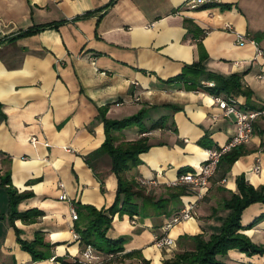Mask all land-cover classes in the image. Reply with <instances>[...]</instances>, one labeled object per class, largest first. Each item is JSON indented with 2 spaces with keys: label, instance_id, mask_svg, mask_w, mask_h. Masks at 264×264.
Masks as SVG:
<instances>
[{
  "label": "crops",
  "instance_id": "0c3cea01",
  "mask_svg": "<svg viewBox=\"0 0 264 264\" xmlns=\"http://www.w3.org/2000/svg\"><path fill=\"white\" fill-rule=\"evenodd\" d=\"M187 1L0 0V264L83 261L88 244L74 238L79 220L88 207L108 211L117 197L112 158L96 154L107 138L106 120L143 113L141 122L113 135L115 145L148 141L149 150L125 177L145 182L144 194L160 199L175 196L170 183L197 173L207 151L225 145L236 131L234 117L223 116L213 94L190 82L219 85V78L239 75L250 95L221 96L242 109L264 104V0H220L198 10H188ZM237 35L249 40L240 45ZM198 64L188 71L190 82L177 79ZM238 150L234 164L221 161L204 199L186 193L171 199L167 214H116L101 240L106 251L122 241L114 264H164L193 251L191 237L220 234L232 213L224 205L239 194L237 180L264 187V118ZM7 189L31 196L19 202V214L41 216L12 219ZM63 193L67 201L60 200ZM191 202L195 218L171 230L176 246L170 253L159 250L155 238ZM241 225L240 233L264 249V204L249 206ZM217 260L264 264V253L230 250Z\"/></svg>",
  "mask_w": 264,
  "mask_h": 264
},
{
  "label": "trees",
  "instance_id": "16d2710c",
  "mask_svg": "<svg viewBox=\"0 0 264 264\" xmlns=\"http://www.w3.org/2000/svg\"><path fill=\"white\" fill-rule=\"evenodd\" d=\"M31 33L32 32L30 31L25 34L28 35ZM200 52L201 58L204 59L206 53L202 47ZM196 68H199V64L186 67V72L177 77V79L190 82L188 71H193ZM196 72L199 71L197 70ZM218 80L219 85L214 84V87L212 88L205 87L202 85L203 82L190 83L192 86L197 85V87H195L196 90L205 88L204 90L209 93L211 92L213 96L221 95L223 93L238 97L250 95V91L243 86L242 77L239 75H232L228 79L219 78ZM102 112L104 114L105 111L101 110V114ZM143 118V113H140L126 120H106L105 122L107 138L96 154L107 153L112 158V170L118 179L117 197L115 203L108 211H98L93 207H88L86 217L81 221L79 220V224L76 227V232L79 234L80 238H82V240L88 245L97 248L100 252L117 253L123 251L121 240L112 243L114 245L112 246L113 249H109L108 251H106L105 247L101 244V240L105 238L106 233L111 227L113 217H115L116 214H119L120 217H123L124 215H141L147 217L152 215H162L164 212L167 214V208L171 199L187 193L185 188H173L178 190L175 196L171 193L169 198L156 199L152 193H149L148 195L144 194L145 191L141 187L143 185L126 179L125 173L130 165H136L139 163V155L147 152L150 146L146 139L115 145V137L113 134L117 131L126 129L133 124L141 122ZM238 149L239 148L232 150L223 158L227 160L229 166L234 164L241 156L242 153H240V150ZM2 184L8 186L10 183L8 179H5ZM237 186L239 194L233 195L231 200L224 205V208L231 210L232 213L224 222L221 233L218 235H212L208 240H206L203 235L191 237L195 243V249L193 251L176 254L173 258L166 260L164 264H219L217 256L226 254L230 250H239L250 257L262 255L264 253V249L257 247L248 237L240 233V231L243 230L241 225L243 212L253 204H264V187L256 189L247 183L244 177H240L237 180ZM7 190L10 195L12 219L19 218L24 222H29L33 218L41 216V212L34 211L19 214L16 210L19 202L30 198L31 196L30 194L17 195V193L12 192L10 189ZM107 243L111 244L106 241L105 244ZM26 248L29 249V247ZM30 250L32 251V249ZM33 253L35 254L34 251Z\"/></svg>",
  "mask_w": 264,
  "mask_h": 264
},
{
  "label": "built area",
  "instance_id": "2783aa9c",
  "mask_svg": "<svg viewBox=\"0 0 264 264\" xmlns=\"http://www.w3.org/2000/svg\"><path fill=\"white\" fill-rule=\"evenodd\" d=\"M219 2L220 0H188L185 6L188 10H198ZM227 28H230V26H227ZM237 40L240 45H243L249 40V38L243 35H237ZM250 42L254 44L253 40ZM258 55H261L260 51H258ZM202 85L208 88L214 87V83L212 82H203ZM213 97L224 117H234L236 131L225 145L219 148H211L207 151V160L200 165V169L197 173L181 174L169 185L172 188H185L189 195L195 196L198 200L204 199L209 192L211 180L217 173L222 159L232 150L248 145L253 139L256 121L264 118V104H260V106L255 109H242L234 99L225 98L221 95H215ZM146 135L147 134H142V137H146ZM30 142L34 146L38 144L36 137L31 138ZM253 172L259 173L260 167H255ZM140 184L145 185L146 183L141 181ZM59 188L63 190V184H60ZM60 200L67 201V195L63 193L60 196ZM195 203L196 202H191L184 206L166 222L163 227V234L155 238L154 244L159 250H164L170 253L175 248L176 241L170 236V232L176 225L188 222L195 218ZM70 213L72 221L77 222L79 220L77 210L73 207ZM135 224L134 221L133 225ZM74 238L76 240H81L78 233H74ZM120 255V252L106 254L99 251L97 252L95 247L88 245L83 252V261H77L76 263L101 264L104 260L108 261L116 259Z\"/></svg>",
  "mask_w": 264,
  "mask_h": 264
},
{
  "label": "rangeland",
  "instance_id": "374dc122",
  "mask_svg": "<svg viewBox=\"0 0 264 264\" xmlns=\"http://www.w3.org/2000/svg\"><path fill=\"white\" fill-rule=\"evenodd\" d=\"M106 259V258H105ZM114 259L112 260H104L101 264H114L115 262L113 261Z\"/></svg>",
  "mask_w": 264,
  "mask_h": 264
}]
</instances>
